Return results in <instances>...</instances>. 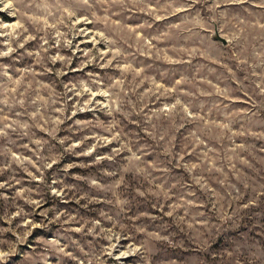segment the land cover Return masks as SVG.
Here are the masks:
<instances>
[{"label":"rangeland","instance_id":"obj_1","mask_svg":"<svg viewBox=\"0 0 264 264\" xmlns=\"http://www.w3.org/2000/svg\"><path fill=\"white\" fill-rule=\"evenodd\" d=\"M0 264H264V0H0Z\"/></svg>","mask_w":264,"mask_h":264},{"label":"water","instance_id":"obj_2","mask_svg":"<svg viewBox=\"0 0 264 264\" xmlns=\"http://www.w3.org/2000/svg\"><path fill=\"white\" fill-rule=\"evenodd\" d=\"M214 37H215L216 39H218L219 41H221L223 44H226V42H227V38L222 37V36L219 35L218 33H216Z\"/></svg>","mask_w":264,"mask_h":264}]
</instances>
